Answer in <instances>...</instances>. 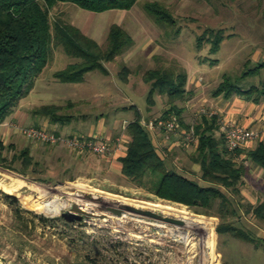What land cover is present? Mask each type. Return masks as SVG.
Masks as SVG:
<instances>
[{"label": "rangeland", "instance_id": "374dc122", "mask_svg": "<svg viewBox=\"0 0 264 264\" xmlns=\"http://www.w3.org/2000/svg\"><path fill=\"white\" fill-rule=\"evenodd\" d=\"M150 1L154 0H138L130 10L93 12L72 3H59L50 10L53 22H72L104 46L111 25L117 23L132 35L134 45L104 63L108 74L98 69L90 71L81 83L61 82L55 77L56 71L77 59L54 47L33 90L0 124V139L5 146L14 143L18 151L30 148L35 162L29 167L21 161L9 167L0 165V181H6L3 174L27 181V185L12 191L17 199L0 186V264H264V244L256 248L217 232L221 222L218 204L209 210L214 215H207L202 213L203 208L161 198L155 192L151 171L142 181L121 173L118 165L123 152L117 156L79 153L65 145L53 151L46 140L30 137L17 127L47 132L49 118L34 114L33 109L55 103L63 106L61 113L73 115L61 123L64 132L107 139L113 129L111 142L120 137L127 146L126 124L137 112L155 118L170 106L168 97L158 92L154 105L147 102L150 84L144 74L159 67L188 73L186 98L177 101L185 123H193L201 109L216 110L229 119L224 111L226 99L215 97L213 91L225 77L238 78L248 67L264 61V0H157L173 13L171 24L158 23L145 11ZM219 29L227 38L217 53H211L208 35L199 46V36ZM123 64L131 69L126 82L119 76ZM260 80L261 76H248L238 84L250 87ZM126 108L130 110L123 112ZM259 108L256 114L260 120L251 126L264 140V100ZM102 123L105 127L101 130L89 132V126ZM259 140L246 145L240 156L248 166L240 193L223 190L232 201L228 220L264 238V223L247 211L249 205L264 202V169L247 156L248 149ZM157 147L168 169L207 185L200 179V165L191 159L196 145L175 137ZM13 152L5 151L3 156L11 157ZM75 202L85 213L80 219L67 221L62 213ZM149 202L175 205L193 216L170 213ZM124 204L152 210L156 216L139 214ZM210 237L215 249L208 262L206 244Z\"/></svg>", "mask_w": 264, "mask_h": 264}, {"label": "trees", "instance_id": "16d2710c", "mask_svg": "<svg viewBox=\"0 0 264 264\" xmlns=\"http://www.w3.org/2000/svg\"><path fill=\"white\" fill-rule=\"evenodd\" d=\"M137 2L138 0H0V124L14 113L19 101L33 90L36 79L52 57L54 47H61L67 55L77 59L56 71L55 77L61 82L78 83L84 81L90 71L98 69L108 74L104 63L113 61L134 45L132 35L117 23L111 25L107 44L104 46L72 22L63 19L53 22L50 10L54 6L72 3L89 11L104 12L113 9L130 10ZM144 9L158 23L174 22L173 13L160 1H150ZM206 37L211 43V53L214 54L221 49L222 42L227 38L222 29L207 30L199 36V46ZM130 72L129 66L123 64L119 76L126 82ZM248 76H261V80L259 84L250 87L238 84L240 79ZM144 80L150 84L148 104H155L157 92L166 95L170 106L162 115L175 112L183 126L189 128L190 124L185 123L181 117L183 109L177 104V101L186 98L188 73L185 70L175 72L168 68H151L146 70ZM213 95L225 98L241 95L256 103L262 102L264 61L248 67L238 78L225 77L214 89ZM62 108V105L48 103L34 108L33 113L46 116L54 123H63L73 115L61 113ZM195 129L199 141L191 159L200 165V179L207 185L175 169H168L165 156L159 152L138 112L126 127L131 139L127 143L126 154L119 158L121 173L129 179L142 181L151 171L155 178V192L159 197L184 203L189 207L203 208L202 213L207 215H214L209 210L218 204L217 216L221 222L217 226V232L228 233L256 248L261 247L264 244L263 237L228 220L232 201L223 188L233 195L240 193V185L248 170L245 158H240L244 149H229L223 133L217 134L220 126L216 116L203 115ZM11 150L14 151L11 157L3 156L5 151ZM247 156L255 165L264 169V140L260 139L256 146L249 148ZM16 161H21L27 167L35 164L30 148L18 151L14 143L5 146L0 139V165L9 167ZM247 211L264 223V202L249 205ZM222 264L231 263L223 261Z\"/></svg>", "mask_w": 264, "mask_h": 264}, {"label": "built area", "instance_id": "2783aa9c", "mask_svg": "<svg viewBox=\"0 0 264 264\" xmlns=\"http://www.w3.org/2000/svg\"><path fill=\"white\" fill-rule=\"evenodd\" d=\"M203 115L217 117L221 132L230 150L244 148L248 143L257 141L261 138L258 129L245 126L230 119H225L216 110L201 109L189 128L183 126L179 115L175 112H169L164 116L161 115L155 118H145L141 116V122L150 132L151 136H162L164 141H171L175 137H182L186 143L197 145L199 136L196 133L195 125ZM128 124L129 122L126 126ZM17 127L30 137L41 138L50 144H64L77 152L88 151L105 155L112 154L116 149L122 148L121 138H119V144L114 146L106 139L91 135H82L79 133L64 135L48 129L46 132L35 127Z\"/></svg>", "mask_w": 264, "mask_h": 264}, {"label": "crops", "instance_id": "0c3cea01", "mask_svg": "<svg viewBox=\"0 0 264 264\" xmlns=\"http://www.w3.org/2000/svg\"><path fill=\"white\" fill-rule=\"evenodd\" d=\"M78 83H81V82H78ZM218 97H220V96H218ZM223 98H225V97L223 96ZM225 99H226V102L224 104L225 105L224 106L225 107V110L224 111L226 112L227 117L229 119H231L232 121H235L237 123H240V124H243L245 126H249L250 127L251 125L254 126L255 125V122H257V120H260V119H258L259 115L256 114V112L260 110L259 107H261L262 102L256 103V102H254L252 100H249V99H247V98H245V97H243L241 95H233L232 97L225 98ZM126 110H130V109H127L126 108V109L123 110V112H125ZM104 125H105V123L104 124L102 123V124H100L98 126L91 125V126H89L90 128L88 127L89 130H90L89 132H92V130H94L96 128H98L99 130H101L103 127H105ZM47 126L50 127V128L47 127L50 130L56 131L57 133L64 134V135H70V134H76L77 133V131L64 132L63 129H61V126H64V124H61V123H58V122L53 123V122H50L49 119H47ZM112 131H113V129H110L109 132L107 133V139H106L107 141H109L110 139H112L111 138ZM128 136L129 137L127 139V143L131 139L129 133H128ZM119 138L120 137H117L115 140H112V142H111V140L109 142L111 144H113L114 146H117V144H119ZM152 138H153V141L155 142L156 146L159 145L160 143H162V141H164L163 138H162V136H152ZM121 144H122V148H118V149H116V151L114 153H112V154H115L114 156H117V155H119L120 153L123 152L122 154H120L119 158L121 156L125 155L126 154V150H127V146L124 145V142H121ZM61 145H64V144H51L50 148L53 151H57V150L59 151V150H62V149H59V147ZM86 152H88V151H86ZM79 153H82V152H79ZM94 154H96V153H94ZM99 155H103V154H99ZM57 159L58 160H61L62 157L57 156ZM118 166H119V169L121 171V163Z\"/></svg>", "mask_w": 264, "mask_h": 264}, {"label": "bare ground", "instance_id": "6f19581e", "mask_svg": "<svg viewBox=\"0 0 264 264\" xmlns=\"http://www.w3.org/2000/svg\"><path fill=\"white\" fill-rule=\"evenodd\" d=\"M6 181H0V186L2 187V189H4L7 193H12L13 190L19 188V187H23L25 185H27V181L25 179H21L19 177H15V176H9L7 174H3L2 175ZM2 180V178H1ZM109 199V198H108ZM126 200V198L124 199ZM145 203V202H144ZM150 204H153L157 207H160L161 210L162 208L170 211V213H181L184 215H191L186 209L184 208H179L175 205H171V204H166V203H153V202H149ZM147 205V204H146ZM142 206V205H141ZM160 211V210H159ZM164 211V210H163ZM166 214V213H165ZM164 215V214H163ZM166 216V215H164ZM176 216V215H175ZM193 216V215H191ZM180 217V216H179ZM165 219V218H164ZM197 219V218H196ZM200 219V218H199ZM176 220V219H175ZM188 220V219H187ZM194 221V220H193ZM212 234H210L211 236ZM202 244V243H201ZM207 247H208V262L210 260V257L212 256V254L214 253V249H215V242L214 240L210 237V239L207 242ZM205 245V246H206ZM201 248V247H200ZM206 249V248H205ZM205 251V250H204ZM201 252V251H200ZM205 254V253H204Z\"/></svg>", "mask_w": 264, "mask_h": 264}, {"label": "water", "instance_id": "95a60500", "mask_svg": "<svg viewBox=\"0 0 264 264\" xmlns=\"http://www.w3.org/2000/svg\"><path fill=\"white\" fill-rule=\"evenodd\" d=\"M8 196H12L14 199H17V196H15L14 194L11 193H7ZM124 207H127L139 214H143V215H147V216H156V213L153 212L152 210H145L143 208H139V207H135V206H131V205H127L124 204ZM113 211H115L117 214L121 213V209L119 208H114ZM81 213H85V211L75 202L73 203L72 207L70 210H67L65 212L62 213V217L65 218V220L67 221H72L75 219H80L82 216L80 215Z\"/></svg>", "mask_w": 264, "mask_h": 264}]
</instances>
